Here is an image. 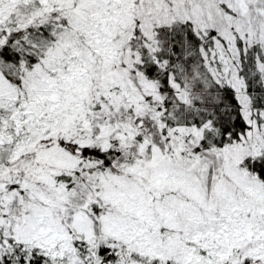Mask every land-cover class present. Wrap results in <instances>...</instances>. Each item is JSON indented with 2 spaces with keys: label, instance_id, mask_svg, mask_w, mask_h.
Wrapping results in <instances>:
<instances>
[{
  "label": "snow or ice",
  "instance_id": "snow-or-ice-1",
  "mask_svg": "<svg viewBox=\"0 0 264 264\" xmlns=\"http://www.w3.org/2000/svg\"><path fill=\"white\" fill-rule=\"evenodd\" d=\"M0 264H264V0H0Z\"/></svg>",
  "mask_w": 264,
  "mask_h": 264
}]
</instances>
